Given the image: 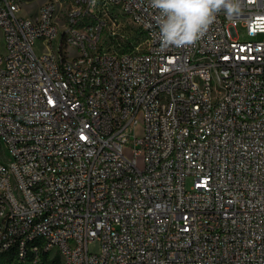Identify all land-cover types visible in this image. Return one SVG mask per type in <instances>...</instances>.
I'll list each match as a JSON object with an SVG mask.
<instances>
[{"label":"built area","instance_id":"built-area-1","mask_svg":"<svg viewBox=\"0 0 264 264\" xmlns=\"http://www.w3.org/2000/svg\"><path fill=\"white\" fill-rule=\"evenodd\" d=\"M244 5L162 48L150 0H0V264H264V0ZM119 17L128 51L105 45Z\"/></svg>","mask_w":264,"mask_h":264},{"label":"clouds","instance_id":"clouds-1","mask_svg":"<svg viewBox=\"0 0 264 264\" xmlns=\"http://www.w3.org/2000/svg\"><path fill=\"white\" fill-rule=\"evenodd\" d=\"M157 10L158 39L162 48L194 45L207 32L216 14L238 16L244 0H150Z\"/></svg>","mask_w":264,"mask_h":264},{"label":"rangeland","instance_id":"rangeland-1","mask_svg":"<svg viewBox=\"0 0 264 264\" xmlns=\"http://www.w3.org/2000/svg\"><path fill=\"white\" fill-rule=\"evenodd\" d=\"M51 0H22V8L23 15H34L36 14L42 5H44L46 2ZM117 26L115 27V31L118 32V35L115 37H107L106 40V47L118 51H128L129 47L132 46L131 44H134L136 46L137 44H140L142 42L141 40V34L137 30V28L131 24L129 21H127L124 18H118ZM238 35L242 41L248 40V38L245 36V30L242 27L238 28ZM264 36H259L257 39L262 40ZM37 50H39V46H37ZM7 50L5 45V37L3 32L0 30V56H6ZM0 150H5L4 146L0 144ZM92 251H97L98 246H91L90 247Z\"/></svg>","mask_w":264,"mask_h":264}]
</instances>
